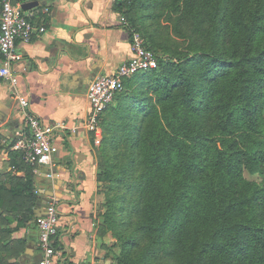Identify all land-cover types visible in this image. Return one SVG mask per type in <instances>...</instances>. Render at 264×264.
Here are the masks:
<instances>
[{"label":"trees","instance_id":"1","mask_svg":"<svg viewBox=\"0 0 264 264\" xmlns=\"http://www.w3.org/2000/svg\"><path fill=\"white\" fill-rule=\"evenodd\" d=\"M114 10L158 59L102 115L97 179L121 189L103 216L120 232L116 259L159 262L163 250L172 264H264V0H116ZM162 15L187 52L155 42L143 20ZM12 160L27 165L33 205L36 168L19 150ZM10 190L0 178V231L17 229Z\"/></svg>","mask_w":264,"mask_h":264},{"label":"crops","instance_id":"2","mask_svg":"<svg viewBox=\"0 0 264 264\" xmlns=\"http://www.w3.org/2000/svg\"><path fill=\"white\" fill-rule=\"evenodd\" d=\"M30 1L38 4L26 10L27 15L37 27L46 28H36L30 40L17 41L21 54L15 64L18 83L0 77V131L2 142L9 144L0 153V178L8 190L15 189L8 195L15 204L9 227H17L12 232L0 231V264H37L36 220L51 201L56 202L60 218L53 238L57 264H106L105 245L96 224L99 144L84 127L90 110L87 90L97 74L112 72L130 57V30L114 10L116 0ZM25 96L29 111L46 123L65 124L52 135L55 174L46 176V166L36 169L39 178L34 192L40 195L33 205L22 189L27 165L20 161L14 168L12 160L18 133L29 134L19 101Z\"/></svg>","mask_w":264,"mask_h":264},{"label":"built area","instance_id":"3","mask_svg":"<svg viewBox=\"0 0 264 264\" xmlns=\"http://www.w3.org/2000/svg\"><path fill=\"white\" fill-rule=\"evenodd\" d=\"M30 0H0V77L9 80L12 84L18 83L15 64L21 58L17 41L30 40L36 28L41 31L45 26H36V23L27 15L23 8L24 2ZM120 21L128 24L127 19L121 15ZM129 25V24H128ZM130 57L118 65L110 73L97 74L87 90L90 110L84 122L87 131L94 135L95 143L100 144L103 136L101 125L102 115L113 102L116 94L124 89L125 79L136 75L138 72L154 69L158 66L155 52L148 48L145 39L139 30H130ZM22 112L27 120L29 134L18 133V138L13 144V149L23 153L26 162L36 169L46 166V176L55 174V148L52 135L56 128H64V123H46L38 115L29 111L28 98H19ZM39 230L40 258L37 264H57L58 251L53 243V238L58 233L60 224L59 212L55 201L45 207L43 214L36 220Z\"/></svg>","mask_w":264,"mask_h":264},{"label":"rangeland","instance_id":"4","mask_svg":"<svg viewBox=\"0 0 264 264\" xmlns=\"http://www.w3.org/2000/svg\"><path fill=\"white\" fill-rule=\"evenodd\" d=\"M143 21L149 30H155L156 33L160 32V34L162 35V37H160L158 34H155V38H154L155 42L168 45L170 49L173 51L183 52V53L188 51V48H187L188 41L177 37L176 35L172 33V31L170 32L171 29H170L169 23L165 19V15L161 16V19H160L161 24H157L156 22L152 21V19H149L148 17H145V20ZM150 22L152 24H150ZM146 41H150V40H148V38L146 37ZM153 50L156 52V49H153ZM120 191H121L120 185H118L117 181L113 183H111L110 181L99 182L98 194L100 195V205H99V209L97 212L99 222H96V224L99 226V231H100V234L102 236V239L105 245L106 264H121L118 261V259H116V256H119L123 253L122 247L118 243V237L120 235L119 234L120 232L116 230L115 227H107L105 222H103V216L108 211V205L106 204L107 195L111 197L115 194H120ZM124 227L125 226H122L123 229L121 228L122 232H126ZM159 255L161 256L160 257L161 260H159V262L148 260L147 261L149 262L148 264H172L171 262L172 260L168 261L167 260L168 257L164 256L163 250L160 251ZM127 257L130 258L129 253L127 254Z\"/></svg>","mask_w":264,"mask_h":264},{"label":"water","instance_id":"5","mask_svg":"<svg viewBox=\"0 0 264 264\" xmlns=\"http://www.w3.org/2000/svg\"><path fill=\"white\" fill-rule=\"evenodd\" d=\"M36 4H38V1H29L23 4V8L25 10L31 9L32 7H34ZM33 264V263H31Z\"/></svg>","mask_w":264,"mask_h":264}]
</instances>
